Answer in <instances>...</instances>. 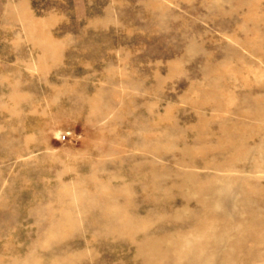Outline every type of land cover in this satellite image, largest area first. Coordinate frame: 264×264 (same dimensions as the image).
Instances as JSON below:
<instances>
[{"label": "rangeland", "instance_id": "374dc122", "mask_svg": "<svg viewBox=\"0 0 264 264\" xmlns=\"http://www.w3.org/2000/svg\"><path fill=\"white\" fill-rule=\"evenodd\" d=\"M263 138L264 0H0V264H221Z\"/></svg>", "mask_w": 264, "mask_h": 264}, {"label": "bare ground", "instance_id": "6f19581e", "mask_svg": "<svg viewBox=\"0 0 264 264\" xmlns=\"http://www.w3.org/2000/svg\"><path fill=\"white\" fill-rule=\"evenodd\" d=\"M247 151H248V149H247ZM256 152L251 151L249 153V155H253V157L254 156L256 157L257 156ZM260 153L261 152H258L257 154H260ZM237 158H238V156L236 155L235 161L238 160ZM245 159L246 158H244V160ZM260 162H262V161H260ZM263 165L264 164L260 163L254 167L251 166V169L262 171V170H264ZM253 172H255V171H253ZM234 173L237 174V172H234ZM238 175L239 174H237V176ZM244 175H245V173H244ZM253 175H254V173H253ZM240 182H242V181H240ZM257 183L258 182H256V184ZM236 189H235V191H236ZM225 190H223V192ZM230 191H231V189H230ZM232 191H234V190H232ZM235 194L236 193H234V195ZM231 195H232V193H231ZM236 196L240 197V195H238V194ZM236 196H234V197H236ZM235 200H236V198L234 199V201ZM231 203H232V201H231ZM231 203L229 202V204L228 203L225 204L223 201L222 202L220 201L217 204L210 205L211 206L210 207V213L206 216V217H209V219L219 217L220 219L223 218V219H228V220L238 219V218H241L243 216L242 218H246L247 219L246 221L249 222V226L242 233L239 234L235 243L229 249H224L223 251L220 250L218 255L221 257V262H222L221 264H264V189H262V188L257 189V188L253 187L248 192H246V194L244 195L243 201H242V203L245 205L244 206V208H245L244 213H240L237 210V207L230 205ZM125 208H126V206H124L122 208V211L116 216L117 220L119 221V226L123 227V228L127 227L124 220L129 218V216L127 217V215H129L128 211ZM213 211H215L216 214ZM104 217L107 218L108 214L105 213ZM205 221L206 220H204V218L203 219L201 217L198 218V223H197L198 226L196 228V231L198 234L202 232V230L204 228V222ZM126 229H128V228H126ZM129 230H130V228H129ZM133 234H130L128 237L134 238L135 235H133ZM121 235L123 236L124 234H121ZM174 238H175V236L172 234V235L164 236L162 238H151V239L147 240L146 242H144L143 244H141L139 246L138 257H142V258L146 259L145 264H157L156 261H158V260L164 261L165 259H167L166 255L164 257H163V255L162 256H160V254L158 255V253H159L158 250L161 248L162 245H165V246L173 248L172 249L173 250V254H172L173 255L172 256L173 263L172 264H185L182 261V257H180L178 255L179 248L174 246ZM189 246L190 245H188L187 247H188V250L190 251ZM148 249H150L152 251L154 250L155 256L151 255V258H150V254L148 252ZM198 251H199V256L201 259H199V261H197L195 263H190V264H210L207 260L203 259V258H206L205 255L208 254L209 250L205 246L204 247L200 246ZM210 252L213 253V252H217V251L214 249V250H210ZM187 254H189V253H187Z\"/></svg>", "mask_w": 264, "mask_h": 264}, {"label": "built area", "instance_id": "2783aa9c", "mask_svg": "<svg viewBox=\"0 0 264 264\" xmlns=\"http://www.w3.org/2000/svg\"><path fill=\"white\" fill-rule=\"evenodd\" d=\"M68 136H69V135H65V136L63 137V141H66V140L68 139Z\"/></svg>", "mask_w": 264, "mask_h": 264}]
</instances>
